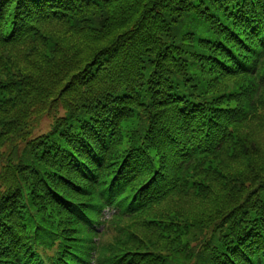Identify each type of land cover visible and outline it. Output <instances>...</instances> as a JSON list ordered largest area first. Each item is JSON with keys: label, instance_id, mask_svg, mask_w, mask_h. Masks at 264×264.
Masks as SVG:
<instances>
[{"label": "trees", "instance_id": "1", "mask_svg": "<svg viewBox=\"0 0 264 264\" xmlns=\"http://www.w3.org/2000/svg\"><path fill=\"white\" fill-rule=\"evenodd\" d=\"M0 264H264V0H0Z\"/></svg>", "mask_w": 264, "mask_h": 264}, {"label": "rangeland", "instance_id": "2", "mask_svg": "<svg viewBox=\"0 0 264 264\" xmlns=\"http://www.w3.org/2000/svg\"><path fill=\"white\" fill-rule=\"evenodd\" d=\"M50 125H51V120H49L48 118H43L41 120L40 125L35 129L34 135L46 133L49 130Z\"/></svg>", "mask_w": 264, "mask_h": 264}]
</instances>
